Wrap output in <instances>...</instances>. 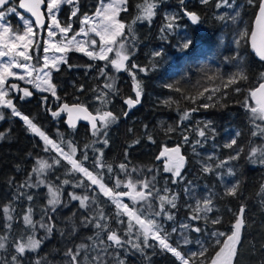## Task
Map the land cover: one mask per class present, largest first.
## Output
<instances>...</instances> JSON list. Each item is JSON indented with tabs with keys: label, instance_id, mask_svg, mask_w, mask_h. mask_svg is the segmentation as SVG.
Segmentation results:
<instances>
[{
	"label": "snow or ice",
	"instance_id": "6c2138e0",
	"mask_svg": "<svg viewBox=\"0 0 264 264\" xmlns=\"http://www.w3.org/2000/svg\"><path fill=\"white\" fill-rule=\"evenodd\" d=\"M180 2L183 4L184 0ZM209 2L210 0H202L204 4ZM246 3L254 7L258 5L257 12L251 30L247 25L242 29H236L234 43L237 48L242 44H250L255 55L264 61V0H246ZM65 5L70 8L68 22L60 18L61 9ZM127 6L128 0H108L107 3L105 0H99V7L95 14L79 16L78 22L81 27L73 31V18H77L80 12V0H47L46 8L45 0H18V2L17 0H0V121L6 118L4 109L10 110L11 117L19 118L26 130L39 138L42 142L41 151L47 154L33 156L29 153L28 155L34 161L29 174L19 183L14 180L9 181L15 187L13 201L23 198L29 203L22 213L25 231L12 239H10V233L13 221L16 219L14 217L16 209L12 204L0 207L6 221L5 232L0 233V264H24L23 258L26 253H38L44 241L51 238L54 230L65 241H71L81 228L89 227L94 230L92 235L82 236L78 244H65L64 259L60 264H127V256L137 253L144 260L150 261L151 257L147 255V250L150 248L153 250L158 248L162 252L170 253L179 264H240L243 234L248 227L245 206L242 205L238 211L232 212L234 219L230 232L217 231L214 228L210 233V237L215 238L213 244L206 247L203 241L197 239L195 243L199 245V250L186 253L183 248L193 243L189 233L192 231L200 233L206 230L194 227L192 222L203 221L206 225L210 223L213 226L221 223L220 216H209L210 213L219 211L215 204V197L220 194L209 192L203 197L197 196L191 187L192 181H188L183 191L194 201L193 204L188 205L189 217L181 221L179 227L174 225L171 231H167L165 222L175 221L172 210L177 208L179 194L167 186V180L163 188L157 187V175L161 169L150 166L146 169L139 166L130 167V161L119 163L114 169L111 163L104 160V151L109 144L108 130L119 120L113 111L108 110L110 103L108 96L117 91L114 73L128 71L132 77L136 98H127L124 101L128 105V110L131 111L141 102L143 93L142 84L133 71L138 66L133 64L131 68H128L126 64L130 56L135 54L133 26L137 21L151 23L157 4L153 0H143V3L137 4L138 14L131 24L126 25L119 16L121 12L128 11ZM221 6L232 9L235 7V0L232 3H229V0H220L215 5L217 8ZM18 9L30 15L26 17ZM12 15L18 18L22 27H13L7 19ZM185 15L194 24L200 22V16L194 12H186ZM239 17L240 11L237 10L230 16L222 14L216 18L235 25ZM175 20V16L168 17V22L161 31L172 30ZM46 23L47 28H45ZM190 45V39L182 41L181 50L188 49ZM73 51L82 53L93 62H104L97 68V73L104 78V82L102 88L93 89L97 93L95 99L99 101V104L94 105L92 111L80 102L72 104L64 102L57 93V85L52 83L54 71L59 72L62 65L73 67L68 64L67 56V53ZM153 55L160 57L162 53L157 51ZM229 60L237 61L238 70L234 74L224 80L219 73H216L208 76V80H219L223 88L235 85L239 81H247L243 57H230ZM85 67L90 70L95 67V64ZM109 67L114 70L113 74L107 71ZM139 71L145 75L148 73L145 67H139ZM17 81L30 86L38 93H48L57 103V110H52L49 95L40 96L42 107L57 121L62 114L66 116L64 122L72 133H75L77 129L78 121H87L93 137L91 143L80 149L73 139H66L65 134L59 129L56 131V138H53L34 118L23 114L14 102V97L18 95L20 100H25L31 98L34 93L29 87H22ZM166 87L176 92L181 91L180 87L172 84ZM242 90L239 87L232 88V91L236 93ZM79 91H83V88ZM208 91L209 89L205 87L203 91L197 92L196 96L185 98L195 104L196 100L204 97V93ZM220 91L219 86L212 89L211 93L205 97L206 101H213L214 96ZM164 103L170 106L178 101L168 99ZM216 103L219 101L217 100ZM216 103H204L199 107H215ZM242 107L249 113L250 123L255 127L252 136L259 135L264 140V73L260 74L258 86L247 91ZM197 110V108H192L191 111L185 110L177 126H167L166 133L179 131L182 143L173 147L163 146L156 156V160L163 161L162 171L171 174V183L174 185L183 184L187 179L182 174L188 163L187 157L182 154V147L189 145L192 153L199 157L201 154L197 150L198 146L202 148L208 140L215 139L212 121L197 122L193 129L181 127L184 122L191 119V113ZM124 115L127 116V112ZM191 133H195L197 137L195 140H190ZM239 135L240 133L237 132L234 138L223 145L226 149H234L236 146L233 154H230L227 159L213 155L201 159L198 161L201 171L212 174L217 173L218 170H224L228 176H235L234 162L239 160L240 154L244 151L237 146ZM146 138L155 143L150 133L146 132ZM4 139L5 133L0 132V141ZM138 143H140L139 139L133 141V145ZM89 149L92 153L91 158ZM125 159L127 160V153ZM248 160L254 164L264 165V145L251 147ZM60 167L64 168V178L56 176V180L60 181L57 184L50 180L49 176ZM17 171H20L19 166ZM106 175L107 180L112 182L111 186L105 181ZM65 186H71L73 189L68 192L67 199L64 198ZM40 188L46 189V204L42 207L41 217L37 221L34 219V208L31 205L34 194L30 190ZM76 189L82 191L77 192ZM121 189L125 190L121 191ZM239 189L240 182L237 181L232 186H226L223 196L237 197ZM260 193L264 197V186L260 188ZM101 195L107 198V203L114 206L115 211L111 215L106 214L101 206L99 199ZM125 197L130 203L124 201ZM73 201H78V209L67 218L69 223L66 230L65 227H60L54 222L53 214H56L57 209L61 207H69ZM261 202L264 204V199ZM77 211L80 212L78 218ZM229 211L231 212V209ZM113 219L117 227H112ZM41 231L43 235H39ZM173 234L176 235L175 243L172 241ZM9 245H11V255H8ZM209 247L214 249V255H208ZM32 264H53V261L49 260L47 255L36 256Z\"/></svg>",
	"mask_w": 264,
	"mask_h": 264
},
{
	"label": "trees",
	"instance_id": "16d2710c",
	"mask_svg": "<svg viewBox=\"0 0 264 264\" xmlns=\"http://www.w3.org/2000/svg\"><path fill=\"white\" fill-rule=\"evenodd\" d=\"M153 2L157 4V7L151 23L137 21L133 26L135 54L130 56L126 64L128 68H131L133 64L138 66L133 71L137 80L142 84L143 93L141 102L131 109L127 117L124 113H128L129 110L124 101L127 98H136L132 77L128 71L114 73L111 67L107 69L109 74L114 73L115 75V88L117 90L115 94L108 96L110 100L108 110L113 111L119 120L108 130L109 144L104 151V160L111 163L114 169L119 163H128L129 161L130 167L139 166L146 169L150 166L154 169H161L157 175V187L163 188L164 182L167 180V186L179 194L177 208L172 210L175 221L165 222L167 231H171L174 225L179 227V223L189 217L188 205L191 204V201L183 191L188 181H192L191 187L194 190L205 192L206 195L209 192L220 194L215 197V204L219 211H214L209 216H220L221 223L213 226L210 223L206 225L203 221L192 222L194 227H201L206 230L200 233L190 232V238L193 240L190 247L199 246L195 243L197 239L203 241L206 247L213 244L215 238L210 237V233L214 228L217 231L230 232L231 223L234 219L232 212L238 211L242 205L245 206V219L248 222V227L243 234V251L239 257L240 264H264V204L261 202L264 197L260 193V188L264 186V165L254 164L248 160L250 148L264 145V140L259 135L252 136L255 127L250 123L249 113L242 107L247 91L258 86L260 74L264 73V61L257 59L249 44H242L241 47L237 48L234 43L236 29L247 25L251 30L258 5L254 7L248 5L246 0H235V9L238 8L240 11V23L234 25L216 18L218 15H222V11L226 9L225 6L215 7L220 0H210L208 4L202 3V0H184L183 4L180 0H153ZM232 2L233 0H229V3ZM140 3H143V0H128V11L121 12L119 19L126 25L131 24L138 14L136 6ZM98 7L99 0H80V12L77 18H73L74 29L76 30L81 26L78 22L79 16L94 15ZM18 10L20 11V9ZM186 12L198 14L201 18L200 22L192 23L185 15ZM69 13L70 8L65 5L60 12V18L64 22H68ZM171 16L176 17L174 28L162 32L161 29L168 22V17ZM9 18L15 20L13 15ZM125 31L127 32V29ZM186 39L191 40V45L188 49L181 50L182 41ZM157 51L162 53L160 57L153 55ZM237 56L243 57L244 71L248 76L247 81H239L235 85L223 88L219 80H208V76H213L216 73L227 80L229 75L238 70L237 61H230L229 58ZM103 63V61L93 62L82 53L70 52L68 64L73 65V67L69 68L68 65H62L59 72H53L52 83L57 85L58 95L63 98L64 102L69 104L80 102L92 111L93 106L99 104V101L95 99L97 93L93 89L103 87L104 78L97 73V68ZM89 64H95V67L90 70L86 69L85 66ZM139 67L147 68V75L140 72ZM168 84L180 87L181 91L176 92L174 89L166 87ZM218 86L221 87V91L214 96L213 101H206L205 97ZM205 87L209 91L204 93V97L197 99L195 104L185 98L186 96H196L197 92L203 91ZM233 87H239L243 90L236 93L232 91ZM80 88H83V91H79ZM33 93L31 98L25 100H20L18 96L14 97V102L23 114L34 118L53 138H56L55 134L59 129L65 134L66 139H73L80 149L91 143L93 137L89 126L81 124L77 126L75 133H72L64 122L65 116L63 114L57 121L42 107L40 96L49 94H40L35 91ZM168 99L178 101V103L166 105L164 101ZM217 100L219 103H216ZM204 103H216V106L199 107ZM249 103L254 102L249 101ZM49 104L53 111L57 110V103L50 95ZM192 108L198 110L192 112L191 119L184 122L181 127L193 129L197 122L212 121L215 139L208 140L202 148L198 146L197 150L201 154L199 157L192 153L189 145L182 147V154L188 160L182 174L187 179L183 184L174 185L171 183V174L162 171L163 161L156 160V156L163 146L173 147L182 143L179 131L169 134L165 130L168 125L177 126L182 113L185 110L191 111ZM4 111L6 118L4 121H0V132L5 133V139L0 141V207L12 204L16 209L14 213L16 219L13 221L10 233V239H12L25 231L22 213L29 202L23 198L13 201L15 187L9 181L14 180L19 183L29 174L34 164L32 157L28 155L29 153H32L33 156L47 154L41 151L42 142L26 130L23 122L19 118L11 117L10 110L4 109ZM146 132L152 135L155 143L146 138ZM237 132L240 133L237 138V146L243 148L244 151L240 154L239 160L234 162L236 175L228 176L224 170H218L217 173L212 174L203 173L198 161L207 158L204 155L205 152H212L214 157L227 159L230 154L234 153L236 146L234 149H226L223 145L234 138ZM196 138L195 133L190 134V140ZM135 139H139L140 143L133 145ZM97 147L101 146L97 145ZM126 153L127 160L125 159ZM91 155L89 149L90 158ZM77 156L79 158V151ZM17 166H19L20 171H17ZM63 172V167L57 168L50 174L49 179L59 184L60 181L56 180V176L63 179ZM146 175L150 176L151 173H146ZM69 178L71 179V177ZM105 181L109 186L112 185V182L107 180V175ZM237 181L240 182L238 196H223L227 182L234 184ZM124 190L121 189V191ZM30 191L34 194V199L31 202L34 208V219L38 221L41 217V209L46 204V189L40 188ZM70 191H73L71 186H65V199H67V194ZM76 191L81 192L82 190L76 189ZM221 196L223 198H220ZM99 199L105 213L111 215L115 211L114 206L107 203V198L102 195ZM124 201L130 203L128 199ZM77 209L78 201H73L67 208L57 209V213L53 214L54 222L67 230L69 223L67 218ZM79 215L80 212L77 211V218ZM5 222L3 213L0 211V233L5 232ZM112 227H117L114 219ZM93 231L91 227L81 228L71 241H65L54 230L51 238L44 241L38 253H26L25 258H23L24 264H32L36 256L44 255H47L53 264H60L64 259L65 244H78L81 242L82 236L92 235ZM39 235H43V232H39ZM221 239L223 240V238ZM175 240L176 235L173 234V243ZM188 248L185 246L183 251L187 253ZM8 255H11V245H9ZM123 255L121 251V256ZM147 255L151 257L150 261L144 260L138 253L130 254L126 258L127 264H179L170 253L162 252L158 248L155 250L148 249ZM208 255H214L212 247H209Z\"/></svg>",
	"mask_w": 264,
	"mask_h": 264
},
{
	"label": "rangeland",
	"instance_id": "374dc122",
	"mask_svg": "<svg viewBox=\"0 0 264 264\" xmlns=\"http://www.w3.org/2000/svg\"><path fill=\"white\" fill-rule=\"evenodd\" d=\"M108 2V0H105V3H107ZM46 3H47V0H46ZM64 7V6H63ZM62 7V8H63ZM62 10V9H61ZM238 10V8H236L235 9V7H233L232 9H229V8H227L226 7V9H224L223 11H222V14L223 15H228V16H230V15H232V14H234L236 11ZM24 15V14H23ZM15 18V20H10V16L7 18L11 23H12V25H13V27L14 28H16V27H18V26H20V27H22L21 25H20V23H19V21H18V18L15 16V15H13ZM26 16V15H25ZM26 17H28V16H26ZM231 23V22H230ZM240 23V19H238V22L236 23V25L237 24H239ZM241 26H242V24H241ZM81 27V26H80ZM79 27V28H80ZM47 28V27H46ZM79 28H77L76 30H78ZM239 29H242V27L241 28H239ZM75 29H74V27H73V31H76ZM69 35H71V34H69ZM57 39H59V37H57ZM70 53V52H69ZM69 53H67V56H68V54ZM34 63H35V61H33ZM127 63V62H126ZM16 71H19V70H16ZM17 83H20L21 84V86L22 87H29L30 88V86H28V85H24L22 82H20V81H17ZM30 90H32V91H35L34 89H31L30 88ZM36 92V91H35ZM38 93V92H37ZM41 94V93H40ZM43 94H45V93H43ZM46 94H48V93H46ZM18 96V95H17ZM206 157H208L209 155H213V153L212 152H205V154H204ZM225 184H226V181H225ZM233 185V183H229V182H227V186H232ZM194 193H195V195H197V196H200V197H203V196H205L206 195V193L205 192H200V191H198V190H194ZM189 197V196H188ZM127 199V197H125L124 198V200H126ZM189 199H190V201H191V204H193L194 203V201L189 197ZM189 237H190V233H189ZM191 239V238H190ZM197 244V243H196ZM191 245V244H190ZM190 245H187L186 247H189L188 249H187V251L188 252H197L198 250H199V246L198 247H190ZM198 245V244H197Z\"/></svg>",
	"mask_w": 264,
	"mask_h": 264
},
{
	"label": "water",
	"instance_id": "95a60500",
	"mask_svg": "<svg viewBox=\"0 0 264 264\" xmlns=\"http://www.w3.org/2000/svg\"><path fill=\"white\" fill-rule=\"evenodd\" d=\"M45 8H46V0H45ZM42 10H44V9H42ZM21 11V13H23L24 15H26V16H29L30 14H27V13H24L23 12V10H20ZM47 27V23L45 24V28ZM250 45V44H249ZM250 48H251V46H250ZM251 51L254 53V51L251 49ZM255 54V53H254ZM256 56V55H255ZM257 57V56H256ZM257 59L258 60H260L258 57H257ZM261 61V60H260ZM131 111H129L128 113H127V116H128V114L130 113ZM127 116H125V117H127ZM65 120H66V116H65ZM81 124H84V125H86V126H89L90 127V125L88 124V122L87 121H84V120H80V121H78L77 122V126H79V125H81Z\"/></svg>",
	"mask_w": 264,
	"mask_h": 264
}]
</instances>
